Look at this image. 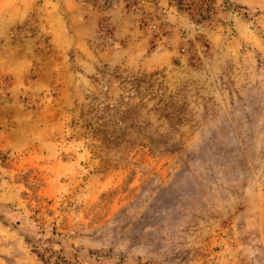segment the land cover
<instances>
[{
  "label": "rangeland",
  "instance_id": "374dc122",
  "mask_svg": "<svg viewBox=\"0 0 264 264\" xmlns=\"http://www.w3.org/2000/svg\"><path fill=\"white\" fill-rule=\"evenodd\" d=\"M0 264H264V0H0Z\"/></svg>",
  "mask_w": 264,
  "mask_h": 264
}]
</instances>
